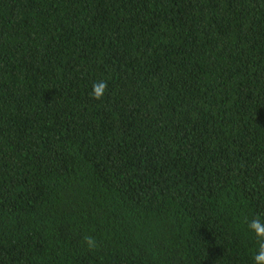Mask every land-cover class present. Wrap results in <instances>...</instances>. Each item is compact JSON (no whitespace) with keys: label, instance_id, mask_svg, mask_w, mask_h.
Masks as SVG:
<instances>
[{"label":"trees","instance_id":"trees-1","mask_svg":"<svg viewBox=\"0 0 264 264\" xmlns=\"http://www.w3.org/2000/svg\"><path fill=\"white\" fill-rule=\"evenodd\" d=\"M254 220L264 0H0V264H264Z\"/></svg>","mask_w":264,"mask_h":264},{"label":"clouds","instance_id":"clouds-1","mask_svg":"<svg viewBox=\"0 0 264 264\" xmlns=\"http://www.w3.org/2000/svg\"><path fill=\"white\" fill-rule=\"evenodd\" d=\"M106 87V83L103 82L94 85L95 97L100 98ZM250 227L256 232L258 236L264 237V224H262L259 220H254ZM256 260L258 262H264V245L261 246L260 254L256 257Z\"/></svg>","mask_w":264,"mask_h":264}]
</instances>
